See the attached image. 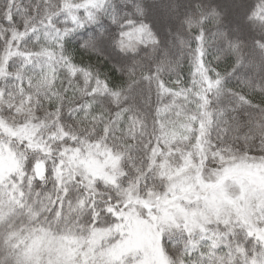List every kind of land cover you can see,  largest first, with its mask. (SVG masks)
Segmentation results:
<instances>
[{
	"label": "snow or ice",
	"instance_id": "obj_1",
	"mask_svg": "<svg viewBox=\"0 0 264 264\" xmlns=\"http://www.w3.org/2000/svg\"><path fill=\"white\" fill-rule=\"evenodd\" d=\"M0 264H264V0H0Z\"/></svg>",
	"mask_w": 264,
	"mask_h": 264
}]
</instances>
